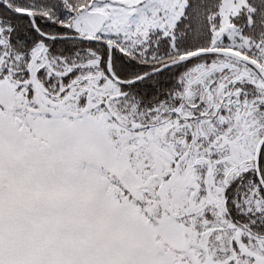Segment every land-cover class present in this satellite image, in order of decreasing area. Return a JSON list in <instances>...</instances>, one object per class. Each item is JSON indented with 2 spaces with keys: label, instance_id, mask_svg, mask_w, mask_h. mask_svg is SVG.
Instances as JSON below:
<instances>
[{
  "label": "snow or ice",
  "instance_id": "6c2138e0",
  "mask_svg": "<svg viewBox=\"0 0 264 264\" xmlns=\"http://www.w3.org/2000/svg\"><path fill=\"white\" fill-rule=\"evenodd\" d=\"M0 264H264V0H0Z\"/></svg>",
  "mask_w": 264,
  "mask_h": 264
}]
</instances>
